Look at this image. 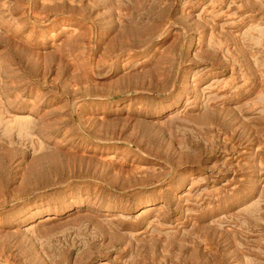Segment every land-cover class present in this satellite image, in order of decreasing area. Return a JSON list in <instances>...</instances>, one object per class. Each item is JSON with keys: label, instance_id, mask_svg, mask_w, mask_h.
I'll return each instance as SVG.
<instances>
[{"label": "rangeland", "instance_id": "rangeland-1", "mask_svg": "<svg viewBox=\"0 0 264 264\" xmlns=\"http://www.w3.org/2000/svg\"><path fill=\"white\" fill-rule=\"evenodd\" d=\"M0 264H264V0H0Z\"/></svg>", "mask_w": 264, "mask_h": 264}]
</instances>
